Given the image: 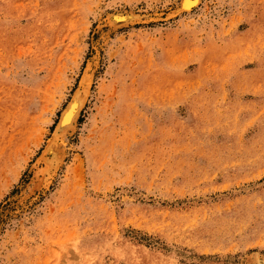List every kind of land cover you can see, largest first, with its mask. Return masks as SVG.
<instances>
[{
	"label": "rangeland",
	"instance_id": "rangeland-1",
	"mask_svg": "<svg viewBox=\"0 0 264 264\" xmlns=\"http://www.w3.org/2000/svg\"><path fill=\"white\" fill-rule=\"evenodd\" d=\"M190 5L0 0V264H264V0Z\"/></svg>",
	"mask_w": 264,
	"mask_h": 264
},
{
	"label": "bare ground",
	"instance_id": "bare-ground-1",
	"mask_svg": "<svg viewBox=\"0 0 264 264\" xmlns=\"http://www.w3.org/2000/svg\"><path fill=\"white\" fill-rule=\"evenodd\" d=\"M183 1L185 3L186 2L190 3L191 7H194V6H196L199 3V0H183ZM82 103H83L82 102V98H80L79 96H76L74 98V100L72 101L71 105L68 106V109L64 112V114L62 116L61 122H62L63 125H65V126L70 125L71 123H73L76 120L78 112H79L81 106L83 105ZM48 152H49V150H48ZM51 154L53 155L52 158H54V154L55 153L52 152Z\"/></svg>",
	"mask_w": 264,
	"mask_h": 264
}]
</instances>
